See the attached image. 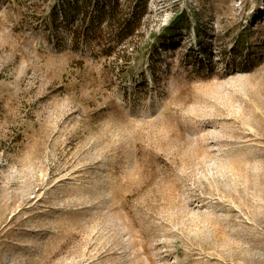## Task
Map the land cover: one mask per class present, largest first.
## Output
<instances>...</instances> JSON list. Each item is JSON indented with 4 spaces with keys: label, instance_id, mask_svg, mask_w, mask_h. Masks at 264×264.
Returning a JSON list of instances; mask_svg holds the SVG:
<instances>
[{
    "label": "rangeland",
    "instance_id": "rangeland-1",
    "mask_svg": "<svg viewBox=\"0 0 264 264\" xmlns=\"http://www.w3.org/2000/svg\"><path fill=\"white\" fill-rule=\"evenodd\" d=\"M0 264H264V0H0Z\"/></svg>",
    "mask_w": 264,
    "mask_h": 264
},
{
    "label": "trees",
    "instance_id": "trees-1",
    "mask_svg": "<svg viewBox=\"0 0 264 264\" xmlns=\"http://www.w3.org/2000/svg\"><path fill=\"white\" fill-rule=\"evenodd\" d=\"M128 24H129V25H128ZM129 26H133V23H132L131 21H130L129 23H127L125 26L122 27L121 32L124 33L126 30H127V31L130 30V29H128ZM128 32H130V31H128Z\"/></svg>",
    "mask_w": 264,
    "mask_h": 264
}]
</instances>
